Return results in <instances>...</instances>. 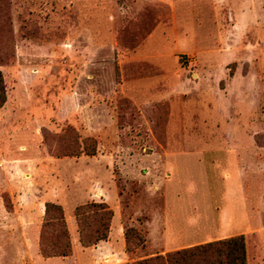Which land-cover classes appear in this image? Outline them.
Wrapping results in <instances>:
<instances>
[{"label":"rangeland","instance_id":"rangeland-1","mask_svg":"<svg viewBox=\"0 0 264 264\" xmlns=\"http://www.w3.org/2000/svg\"><path fill=\"white\" fill-rule=\"evenodd\" d=\"M0 70V264H139L239 234L264 264V0H0ZM48 201L69 256L41 251ZM90 201L114 211L113 249L80 242Z\"/></svg>","mask_w":264,"mask_h":264},{"label":"trees","instance_id":"trees-1","mask_svg":"<svg viewBox=\"0 0 264 264\" xmlns=\"http://www.w3.org/2000/svg\"><path fill=\"white\" fill-rule=\"evenodd\" d=\"M7 101L6 86L0 70V108ZM90 141V140H88ZM86 153L94 155L95 146L87 142ZM114 211L106 201H90L77 205L75 218L80 242L84 247H91L107 240L112 227ZM57 226V235L61 242L50 241V226ZM132 237L136 239L131 244ZM134 235V236H133ZM126 249L132 252L145 244L146 238L133 227L125 229ZM41 251L45 256H69L72 254L70 234L66 227L62 205L48 201L45 204V221L41 234ZM139 264H248V252L243 234L210 241L187 248H182L164 255H156L138 261Z\"/></svg>","mask_w":264,"mask_h":264},{"label":"crops","instance_id":"crops-1","mask_svg":"<svg viewBox=\"0 0 264 264\" xmlns=\"http://www.w3.org/2000/svg\"><path fill=\"white\" fill-rule=\"evenodd\" d=\"M174 229V227H172V230ZM113 235V231L111 230V233H110V236H109V238L107 239V240H103V241H100L97 245H100V244H111V246H112V249L114 248V246L116 245L117 246V244L119 243V242H117V243H114V242H112V236ZM120 236V235H119ZM122 238H121V242H120V244L122 243V246L124 245V237H123V235L121 236ZM115 244V245H114ZM120 247H121V245H120ZM109 256H106V258H108Z\"/></svg>","mask_w":264,"mask_h":264}]
</instances>
